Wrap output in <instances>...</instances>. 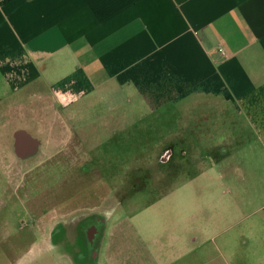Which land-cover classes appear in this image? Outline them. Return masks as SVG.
<instances>
[{"label": "crops", "instance_id": "crops-1", "mask_svg": "<svg viewBox=\"0 0 264 264\" xmlns=\"http://www.w3.org/2000/svg\"><path fill=\"white\" fill-rule=\"evenodd\" d=\"M219 46L226 55L211 52ZM145 115L151 135L133 143L158 148L139 161L167 185L160 197L206 175V163L223 178L230 160L264 162V0H0V126L29 135L38 156L58 158L68 139L98 163L91 149L104 133ZM153 130H163L156 145ZM96 167L81 193L87 206L68 212L105 213L97 248L81 255L79 241L65 251L42 239L50 249L34 264H198L202 231L179 238L173 227L152 250L116 218L122 199Z\"/></svg>", "mask_w": 264, "mask_h": 264}, {"label": "rangeland", "instance_id": "rangeland-1", "mask_svg": "<svg viewBox=\"0 0 264 264\" xmlns=\"http://www.w3.org/2000/svg\"><path fill=\"white\" fill-rule=\"evenodd\" d=\"M141 117L137 124L104 133L102 145L91 149V157L98 163L85 164L90 172L97 166L113 195L122 199L116 218H123L128 227L134 226L152 250L167 246L168 239L172 241L169 229L175 227L178 237L184 238L186 227H193L203 232L201 247L195 250L202 257L198 264H206L214 257H220L218 264H264V162L230 160L223 178L218 171H210V164L206 163V175L183 178L172 194L160 197L167 185L162 181L156 184L151 176L154 166L139 161L140 156L151 158L158 148L133 143L151 135L140 128L146 127L149 116ZM153 123L162 124L161 118ZM152 134L156 145L163 130ZM3 139L4 142L0 140V264H34L36 252L50 249L49 242H41L47 239L51 219L56 218L57 208L52 211L50 208L58 202L72 201L67 200L71 197L67 195L70 189L77 190L86 181L89 184V175L80 173L85 163L84 149L67 139L53 164L44 163L38 169L41 172H35L33 161L40 158L15 157L13 138ZM191 165L185 175L194 170ZM35 175L40 177L36 184ZM141 177L145 179L137 182ZM38 185L37 199L33 200L31 191ZM238 186L243 189L237 191ZM79 206L84 208L87 202ZM58 212L62 218H68L66 208ZM34 220L39 227L34 226ZM39 233L43 238L35 239ZM212 233L217 236L214 241Z\"/></svg>", "mask_w": 264, "mask_h": 264}, {"label": "flooded vegetation", "instance_id": "flooded-vegetation-1", "mask_svg": "<svg viewBox=\"0 0 264 264\" xmlns=\"http://www.w3.org/2000/svg\"><path fill=\"white\" fill-rule=\"evenodd\" d=\"M0 140L4 142L3 137L9 138L12 137L13 138V147L14 150L16 152L15 157H19L22 159H26V158H32V157H37V153L39 150V147H36V150L33 153H22L23 151H21L22 146L24 149H29L30 146H26V139H24V137H21L19 135V132H7L6 133V125H2L0 127ZM2 142V143H3ZM25 145V146H24ZM38 146V145H37ZM40 159L33 161L34 164V168H36L37 170H35V172H41L38 171L39 168L42 167V165L44 163H50L53 164V159H49L47 157H42V156H38ZM50 160V162H48ZM9 161L8 157H6V162ZM86 163H83L81 165V169L82 171L80 173L84 174V175H88L90 173V171H87V167L85 166ZM50 174L53 176V172H50ZM39 176L35 175V179L33 180L34 184L37 183V179L39 180ZM87 181L85 182L84 185H82L81 187H78L79 189L74 190V191H78V192H74L72 191L70 188V192L67 193V195H71V197L69 196L67 200H72V201H68V202H58L54 208H50V210L52 211L53 209L57 208V213H56V218L51 219V229L49 231V234L47 236L49 241L55 242L56 244H62V246H64V250L66 251L67 249L73 250V248L68 244H66L68 241H79L81 244V247L78 250H82L81 255L83 254V252L88 249V246L91 248H93V251H95L96 244L100 241L104 230H105V226H106V215L104 212L99 211V210H91V211H80L76 214H73L72 212H68V209L72 208L74 205H76V201H78L77 205H80L81 202L84 201L83 196L81 195V193L84 190L88 189V185H86ZM75 187V186H74ZM34 191H31V194H33L31 196V198L33 200L37 199V191L39 190V185L33 187ZM80 193V194H79ZM66 200V201H67ZM35 205V204H34ZM76 205V206H77ZM37 207V204H36ZM61 208H66L67 212L66 215L68 216V218H62V214H59L58 211L61 210ZM13 216V215H12ZM15 216V215H14ZM34 226L39 227L38 225V221L34 220L33 221ZM40 234V235H39ZM37 234V236L35 235V239L39 238L42 239L43 235H41V233ZM64 244V245H63ZM60 247V246H59ZM61 248V247H60Z\"/></svg>", "mask_w": 264, "mask_h": 264}, {"label": "water", "instance_id": "water-1", "mask_svg": "<svg viewBox=\"0 0 264 264\" xmlns=\"http://www.w3.org/2000/svg\"><path fill=\"white\" fill-rule=\"evenodd\" d=\"M19 135L21 136V137H24V138H27L29 141V144L30 145H28V146H30L29 147V149L27 148V149H24L23 148V146H22V150L21 151H23L22 153H33L35 150H36V147H37V142L34 140V139H31L30 138V136L29 135H27L25 132H19Z\"/></svg>", "mask_w": 264, "mask_h": 264}, {"label": "built area", "instance_id": "built-area-1", "mask_svg": "<svg viewBox=\"0 0 264 264\" xmlns=\"http://www.w3.org/2000/svg\"><path fill=\"white\" fill-rule=\"evenodd\" d=\"M214 51H218L221 55H226V52L224 51V49L222 47H217L215 48L214 50H212L211 52H214Z\"/></svg>", "mask_w": 264, "mask_h": 264}]
</instances>
